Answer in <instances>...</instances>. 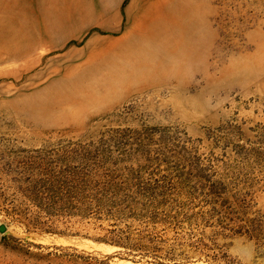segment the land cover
<instances>
[{"label": "rangeland", "instance_id": "1", "mask_svg": "<svg viewBox=\"0 0 264 264\" xmlns=\"http://www.w3.org/2000/svg\"><path fill=\"white\" fill-rule=\"evenodd\" d=\"M37 157L114 216L40 212ZM0 264H264V0H0Z\"/></svg>", "mask_w": 264, "mask_h": 264}, {"label": "trees", "instance_id": "2", "mask_svg": "<svg viewBox=\"0 0 264 264\" xmlns=\"http://www.w3.org/2000/svg\"><path fill=\"white\" fill-rule=\"evenodd\" d=\"M53 158H35L30 165L31 171L25 182L31 185L35 182L42 184L39 187H28L24 190L25 197L37 207L40 212L50 216L68 215L78 216L81 219L94 217L96 220L112 218L115 195L108 184H102L99 174L90 169L92 164L88 158H82L78 166H70L57 170L59 163ZM66 163V162H65ZM74 164V162H69ZM38 177V178H37ZM38 180V181H37ZM114 204V203H113ZM25 220L26 218H21ZM109 239H102L114 246L131 245V236L127 234H113ZM139 247V246H134ZM141 247V246H140Z\"/></svg>", "mask_w": 264, "mask_h": 264}, {"label": "crops", "instance_id": "3", "mask_svg": "<svg viewBox=\"0 0 264 264\" xmlns=\"http://www.w3.org/2000/svg\"><path fill=\"white\" fill-rule=\"evenodd\" d=\"M130 38V37H129ZM129 38H127V39H129ZM123 42L125 41V40H122ZM165 47H167V46H165ZM167 49H168V47H167ZM173 50H174V47L171 45L170 46V52L173 54ZM113 56H118V54H116L115 52L113 53Z\"/></svg>", "mask_w": 264, "mask_h": 264}, {"label": "water", "instance_id": "4", "mask_svg": "<svg viewBox=\"0 0 264 264\" xmlns=\"http://www.w3.org/2000/svg\"><path fill=\"white\" fill-rule=\"evenodd\" d=\"M3 231V230H2Z\"/></svg>", "mask_w": 264, "mask_h": 264}]
</instances>
